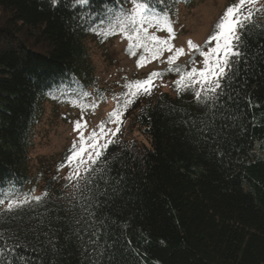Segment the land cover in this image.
<instances>
[{"label":"trees","instance_id":"trees-1","mask_svg":"<svg viewBox=\"0 0 264 264\" xmlns=\"http://www.w3.org/2000/svg\"><path fill=\"white\" fill-rule=\"evenodd\" d=\"M182 1L166 0L169 17ZM235 2H227L208 38ZM116 4L91 0L73 7L72 0H59L52 7L50 0H0V199L6 201L0 204V230L6 235L18 230L23 240V230L44 219L56 245L40 254L45 264H92L94 259L99 264H264V11L257 5L262 11L241 34L244 54L232 69L235 74L222 82L211 131L192 127L205 109L191 90L177 93L174 72L160 77L171 80L170 93L159 91L154 80L151 95L140 94L126 110V89L120 91L115 109L131 110L146 142L111 139L91 165L104 169L94 175L100 190L107 191L97 195L93 208L105 225L103 256L91 253L94 245L85 252L70 227L79 213L73 207L77 181L62 177L65 167L57 169L68 163L72 148L60 153L53 170L36 165L33 177L32 129L44 105L85 104L100 92L88 46L118 34L102 36L90 29L107 26L105 10ZM101 174L108 184L99 180ZM45 191L41 203L7 210L9 199ZM16 252L33 260L37 255Z\"/></svg>","mask_w":264,"mask_h":264},{"label":"snow or ice","instance_id":"snow-or-ice-1","mask_svg":"<svg viewBox=\"0 0 264 264\" xmlns=\"http://www.w3.org/2000/svg\"><path fill=\"white\" fill-rule=\"evenodd\" d=\"M90 2L91 0H72V6L83 7ZM258 2L259 0H237V2L228 6L217 22L215 31L205 41L209 45L214 42V46L209 47L207 51L201 50L192 41H188V48L199 52V55L203 58L202 69H197L196 67L187 69L179 66L168 69V71L174 72L179 76V79L174 81L177 93L191 90L197 105L205 109L204 117L199 121V124L195 121L192 124V127L200 133L212 130L215 118L219 114L220 105L218 101L224 90L222 82L231 79L229 73L235 74L232 69L238 62V58L244 54L241 34L248 30L254 14L262 11V9L255 7ZM58 3L59 0H50L52 7H56ZM126 3L131 4V8H126ZM166 7V0H117L115 7L105 10L104 15L108 18L107 26H97L90 30L102 36L110 34L123 35L129 41L130 55L136 54L132 51L134 48H143L145 52H151L152 59H158L165 51L170 52L172 55L167 58L166 63L175 65L179 57L185 55L184 49H173L168 39H161L148 31L149 28L167 31L171 37L172 28ZM146 62L145 57H141L137 61V67H143ZM190 63L195 64V61L190 60ZM161 76L162 74L159 72H152L144 80L126 83L124 85L126 91L123 94V109L126 110L129 105L135 103L136 98L140 94L151 95L153 81ZM121 115L122 108L117 107L109 113L110 122L121 124L123 122ZM74 127L75 130L80 132L79 138L82 146L77 151L76 145L73 144V148L69 150L70 154L65 158L69 164H72L73 161L76 162L73 176L68 177V179L77 181L74 185L76 195L73 197L76 204L73 207H78L79 213H74L70 227L73 235L81 242V247L84 248V251H90L87 245H94L91 253L100 257L104 255V247L101 244V227L105 225L103 220L98 219L97 213L93 211V208L94 206L98 207L96 202L97 195L106 196L107 191L100 190V185L96 183L94 175L103 173L104 169L93 168L91 165L97 164L108 144L113 141L111 139L106 140L103 145L98 143L99 139L106 135L102 123L97 126L99 132L93 129L87 138L91 147V151L88 152V149L83 146L86 142L83 132L80 131L81 122H75ZM116 132H119V127L111 135L115 136ZM85 152H88L86 157L84 156ZM63 167L64 165L61 164L57 170L59 171ZM82 167L87 175L81 174L80 169ZM99 180L103 181L104 184L109 183L102 174L99 175ZM79 181L83 182L80 183ZM47 195L48 193L45 191L41 196L32 195L31 197L24 196L22 199L18 198L17 200L9 199L7 201V210L11 212L14 207H22L31 201L39 204ZM5 202V199H0V204ZM69 211H73V209H69ZM45 228H49V224H46L44 219H40L38 224L23 230V240L18 230L9 229L7 230V235L4 230H0V264H45L40 254L48 250H56L55 233L49 235V231H45ZM0 229H2V224H0ZM29 236L32 238L28 239ZM85 237H87V240ZM17 249L37 253L35 260H33L32 256L17 254ZM92 264H99V260H92Z\"/></svg>","mask_w":264,"mask_h":264},{"label":"rangeland","instance_id":"rangeland-1","mask_svg":"<svg viewBox=\"0 0 264 264\" xmlns=\"http://www.w3.org/2000/svg\"><path fill=\"white\" fill-rule=\"evenodd\" d=\"M229 0H183L173 10L169 17L172 33L171 37L167 31H158L155 28H149L150 34H154L161 39H168L170 45L175 48H183L185 55L179 57L175 65L166 63L167 58L172 53L165 51L158 59H152L151 52H145L143 48H134L135 55L129 54V41L121 34L101 44L89 43V55L94 67V74L97 78V89L100 92L93 99L87 100V103L55 105V103H46L44 112L40 116L37 124L32 129V148L30 151L33 177L36 165H48L50 169L55 168L56 160L61 152L66 148H73L76 145L77 151L82 146L80 141V132L75 130V122H81V130L85 138L83 145L91 151L90 142L87 138L89 134L96 129L99 132L98 125L103 123L106 135L98 141L100 145L109 139H134L146 142L144 137L138 131L137 126L132 122L131 110L122 111L121 124L110 122L109 113L115 110L120 91L125 89L124 85L129 82L147 78L152 72L163 73L170 67L184 66V68L197 69L203 68V58L195 50L188 48V41H192L199 46L201 50L207 51L213 44H206L213 24L219 18L221 11ZM264 11V0H259L256 4ZM0 22L3 21L0 13ZM207 45L202 47L203 45ZM195 54V55H194ZM145 57L146 63L143 67H137V61ZM195 64L190 63V60ZM155 85L159 91L169 92L171 80L157 78ZM97 91H95L96 93ZM131 113V114H130ZM86 124V126H85ZM119 127V132H115ZM88 152L84 153L86 157ZM60 174L62 177L73 176V170L76 162L67 163ZM82 167L80 171L82 172Z\"/></svg>","mask_w":264,"mask_h":264}]
</instances>
